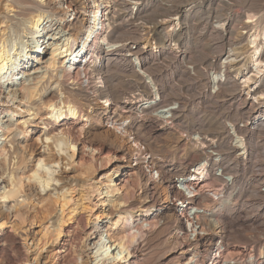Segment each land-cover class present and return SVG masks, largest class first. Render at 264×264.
Masks as SVG:
<instances>
[{
  "label": "bare ground",
  "instance_id": "1",
  "mask_svg": "<svg viewBox=\"0 0 264 264\" xmlns=\"http://www.w3.org/2000/svg\"><path fill=\"white\" fill-rule=\"evenodd\" d=\"M139 1L0 0V112L5 113L0 117V159L7 164L4 167L7 171L3 170L5 173L0 175V264L8 259V250L19 264L237 263L235 255L223 252L226 231L224 224L209 217L204 210L207 205L203 203L217 196L216 190L222 192L229 184L234 187V178L227 183L213 173L205 175L210 177V182L203 183V177L198 176L188 185L184 181L190 167L197 165L201 169L211 161L216 166L213 170L229 177L239 176L241 171L243 174L252 172V168L257 167L258 159L250 166L241 164V161L232 164L227 158L223 162L222 156L223 149H228L229 142L236 138L240 139L243 152L246 150L245 136L249 128H240L238 122L245 118L248 111H227L221 114L218 121L212 112L203 115L205 109L215 107L214 102L209 101L212 105H203V116L188 122L187 116L182 118L184 121L177 120L178 112H183L189 104L200 106L203 101H194L187 95H182L181 99V94L173 99L160 98L157 103L161 106L155 112L161 110L162 115H155L154 118L160 124L158 129L165 127L164 139L172 140L165 144L167 153L172 155L166 162L161 159L163 157L156 156L159 148L156 151V147H153V151L149 146L152 141L146 140L150 130L144 125L148 114L132 105L141 90V78H137L139 83L131 84L130 88L126 84L120 90L119 84L112 82V73L109 72L111 61H107L103 72L108 77L103 78L102 72L85 63L86 53L80 48L75 52L74 61L66 68L64 64L71 57L67 53L66 38L51 46L50 56L44 61L45 65L30 73L19 71L23 65V42L26 40L25 43H33L39 36L38 26L43 14L41 7L61 15L64 14V9L70 10L73 12L69 16L73 28L87 31L88 36L97 35L98 27L101 30L105 27L111 29L110 26L115 22L125 20L129 26L127 34H136L128 37L126 43L136 42L139 40L137 38H144L146 35L154 36L160 24L172 21L177 24L180 21L179 2L175 0H166L156 8L148 21L140 17L134 18L133 11ZM223 9H226L225 6L209 11L202 30L208 22L215 29L217 26L223 27L224 24L219 23L222 18H227V11ZM260 10L257 9L256 14L259 12L264 15V11L262 13ZM33 12L37 14L34 15ZM20 15L28 17H19ZM63 18L60 16L55 20L61 23L65 21ZM91 20L94 21V31L89 28ZM251 21L244 22L242 28L248 29ZM170 31L171 29L168 30ZM13 32H20L22 38H18V34L14 37L17 39L9 40ZM212 35L213 33L210 34L212 45L221 48L219 54L223 52L226 44L229 47L233 45L225 42L217 30L215 36ZM23 38L26 39L23 41ZM163 39L172 40L177 45L181 35L172 32L165 34ZM97 43L94 40L87 48ZM122 45L125 47L126 44ZM206 48L211 46L207 44L205 48L202 47L200 56H190V68L194 71L196 66L204 71L199 75L205 78L202 84H198L201 88L209 84L211 71L208 69L212 68L215 58L204 53ZM239 48L241 46L230 49L232 52L226 51L224 60H229L228 65L236 63L239 59L235 60L245 54L236 51ZM128 63L129 60H126L127 65ZM160 63L161 61H155L154 64L158 66ZM230 70L225 71L224 81L230 79ZM219 72L220 69L212 71V74H220ZM216 77L217 75L214 79ZM224 81L215 83L218 90H223ZM247 83L248 80L243 88H247ZM248 95L246 93V97ZM74 98L78 102L73 101ZM101 104L109 105L105 109L108 124L105 130L101 129L100 123L95 128V122L92 121L101 116L94 114V110H98ZM174 108L178 112H174ZM79 123H82L79 128L82 139L79 135L78 138L74 137L75 134L72 133ZM227 125L231 126L234 135L228 136L226 132L227 135L221 137L216 131H224ZM216 126L218 129H214ZM94 129L103 134L105 141L116 145L121 152V160L133 161V167L125 170L122 177L108 179L101 175L94 179L93 161H96L99 152L91 148ZM261 132L264 134V126ZM185 133L187 136L184 137ZM192 134L198 136L196 142L191 139ZM142 146L145 147L143 150L140 149ZM81 151H87L90 160L84 166L81 162L75 164L77 168L74 169L72 155L69 153L75 155ZM212 153H215L214 157ZM116 157L118 156L114 158ZM165 165H168V169L164 171ZM144 168L155 172L157 178L151 172L146 174ZM183 185L193 196L190 202L197 206L192 214L183 210L187 201L179 190V186ZM93 194L99 196L94 203ZM51 198L56 199L53 202L59 208L60 219L58 225L52 228L53 238H46L51 229L43 224L36 231L31 213L36 208H44ZM263 198L264 195L244 197L237 192V195L229 194L227 202L230 207H249L254 201L258 202ZM176 201L182 202V206L172 207L171 214L154 218L151 211L155 205L161 202L173 204ZM95 208H99L100 212L91 221L88 216L96 211ZM65 211L67 212L62 215ZM64 222L67 223L63 225ZM218 235L221 240H214Z\"/></svg>",
  "mask_w": 264,
  "mask_h": 264
},
{
  "label": "rangeland",
  "instance_id": "2",
  "mask_svg": "<svg viewBox=\"0 0 264 264\" xmlns=\"http://www.w3.org/2000/svg\"><path fill=\"white\" fill-rule=\"evenodd\" d=\"M175 1L179 2L178 19L180 21L177 22L178 25L180 24L179 26L174 21L160 24L154 36L147 37L146 35L144 38L139 37L137 38L139 39L138 41L130 43H126L127 38L136 34H127L129 26L125 20L115 22L110 26L111 29L105 27L101 30L100 27H98L97 35L90 34L88 36L87 31L82 32L73 28L69 19V16L72 15L73 12L70 10L64 9V14L61 15L41 7L43 14L38 26L37 34L39 36L35 38L36 40H34L33 43H25L26 38H23V41L25 40L23 42L24 52L22 53L23 65L20 66L19 71L30 73L45 65L44 61L50 56L51 46L57 42L61 43L62 40H65L66 38V49L68 55H70L73 50L76 48L79 49V47H82L83 45L86 53L84 55V61L85 63H88L91 68L103 73L106 68L107 61L110 60L111 63L109 65V72L113 74H111L113 79L112 82L119 84L118 89H123L126 84H128V87L130 88L131 84L133 85L137 82L139 83V81H137L138 77L141 78V90L139 95L135 96L136 99H134V103H132V105L140 110L142 109V111H145V113L148 114L145 121L146 123L144 124L145 128L150 129L149 132H147L149 133V138L146 140L149 142L152 141V143L149 144V146L152 147V150L156 147L157 151L159 148L158 151H160L156 152V156L163 157L161 159H164L166 162L172 158V155L166 151V145L172 142V140L169 138L164 139L165 132L163 129L165 127L158 129L160 124L154 118L155 115H162L161 110L155 112L159 109V106H161V104L157 103L160 98L173 99L178 98V95L181 94V96H179L181 99L183 96L186 97L187 95L189 97L191 96L194 101H203L204 103L202 102L200 106L197 104H189L183 112H178L176 108L173 109L174 112H178L179 114V119L176 117L177 120H183L182 118L187 116L186 120H188V122L194 121L195 118L202 114V110L205 109L203 108V105L210 106L212 105V102H214L215 107L210 108V110L205 109L203 115L212 112L211 114L214 115L218 121L221 114H224V112L231 111L233 113L236 110L241 112L248 111L245 118L238 122V126H240V128H249V131L245 136V143H247L246 150L244 149L243 152V146H241L239 142L240 139L236 138V140L234 139L229 142L228 149H223L222 156H224L223 162L230 159L229 161L232 164L241 161V164H249L250 166L258 159L259 164L257 167L252 168V172L248 171L243 174L241 171L239 172V176L229 177L227 175H222L217 170H213L216 166L213 161H211L209 165H206L201 169H198V166L196 165L190 168L186 174L184 183L186 185L195 181V174L199 170L200 172L202 171V173L199 172L197 175L200 177L216 173L217 177L223 179L227 183H230L232 181L231 179L234 178V187L229 184L222 192L216 190L215 195L217 196L203 202L208 206H205L204 210L207 212L209 217L217 219L224 224L226 231L224 233L225 238L223 252H229V254L231 253L235 255V257H237L236 264H264V198L258 202L254 201V203L249 207H241L240 205H232V207H230V204L227 202L228 195L231 193H236L237 195V192H239L243 194L244 197L264 195V137L262 136L264 134L261 132L262 126H264V15L259 12L256 14L257 9H261L260 12L263 13L264 0ZM165 2L166 0H140L133 11L134 17H140L143 20L148 21L156 8L163 5ZM219 6L223 8L225 6L226 9L223 10L227 11V15H225L227 18H222L219 21L220 24H224L223 27L220 28L217 26V29H215L213 28L211 22H208L205 25L204 30H202L204 19H206V16L208 19L209 11L218 8ZM32 14L35 15L37 12H33ZM254 14H256L255 17H252ZM26 16L28 17V15ZM26 16L20 15L19 17L26 18ZM60 16H63V20L65 21L60 23L55 20V18ZM247 20H252L250 24L251 26L249 27L250 29L242 28L244 27V22H247ZM93 24L94 21L91 20L89 27ZM170 29L171 31L168 32ZM216 30L219 31V34L223 37L225 42H230L231 45L233 44L231 47L226 44L223 47V52L220 54L218 52L221 48L218 46L216 48V45H212L213 39L210 37V34L212 33V36H215ZM172 32L180 33L181 35V40L177 43V45H174L172 40L163 39L165 34ZM13 33L10 35L9 40L13 41L14 39H17L14 37H17L18 34V38H22L20 32ZM104 36H106V38ZM94 40L98 42L97 45H92L91 48H87ZM122 44H126L124 48L122 47L124 46ZM207 44H209L211 48H206L207 50L205 52L203 50V52L207 55L215 56V58L212 62V68L208 69L209 72L211 71V73H209V84L207 87L201 88L198 84H202L205 78L200 77L199 75H202L204 71L198 67L196 68V66L194 71L190 68V56L193 58V56L197 57L200 56V54L202 55L200 49H202V47L205 48V45ZM238 46H241L242 49L239 48V50L236 51H240L246 55L243 54V56H239V58L235 60L237 61L239 59L236 63L228 65L227 62L229 60H224L226 58V51ZM230 51L232 52V50ZM11 53L13 54L14 50H12ZM233 57L234 56H231V58ZM126 60H129V65L126 64ZM72 61L73 60L68 59L64 66L68 68ZM155 61H161V63L158 66H155ZM259 61L260 63H258ZM196 63H198V61ZM81 65H83V62ZM219 69L221 70V72H219L220 74H212V71H218ZM229 70L230 72L228 74L230 79L227 78L229 80L224 81V74ZM149 74H151V78H149ZM216 75L217 77L214 79ZM106 77L108 76L105 73L103 78ZM247 80L251 85L247 83V88H243ZM223 81V90H218L215 83ZM4 88L6 90L7 86L5 85ZM246 93L249 94L247 97ZM193 94L195 97H193ZM244 99L245 102H243ZM75 100L77 101L76 98H74L73 101ZM107 108H109V105L101 104L98 110H94V114L97 113L101 115L98 119H95V117L92 120L95 122V128L99 127L98 124L100 123L101 129H107L108 124L106 122L105 113V109ZM3 115H5V113H2L1 111L0 117H3ZM203 115H201V117ZM81 125L82 123L77 124L72 130L73 135L75 134L74 137L78 138L77 135L81 137L82 133L79 129ZM214 129H218L217 126ZM94 130L96 136L94 135L91 148L99 151L96 161H93L95 162V165L93 164L94 179H98L101 175H105L108 179H118L122 177L125 170L133 167L131 166L133 161L127 162L125 160H121V152L118 148H116V145L105 141L103 134L98 133L97 129ZM77 131H80V133ZM216 132L219 133L221 137L226 136V132L228 133V136L234 135L233 130L229 125H227L224 131L217 130ZM30 133L31 132H29V134ZM161 135H163V137ZM185 136H187L186 133L184 134V137ZM190 137L193 142L198 140V136L195 134L190 135ZM144 148L145 147L142 146L140 149L143 150ZM239 153H241V155H238ZM70 154L72 155L71 161L72 164H74V166L72 165V168L74 169L77 168V166L75 167V164L81 162L82 165H86V161L90 160V155L87 151L77 152L75 155L69 153V155ZM115 156L118 157L114 158ZM214 156L215 155H213V157ZM236 156L238 158L235 159ZM231 159L235 161L232 162ZM160 163L162 164L161 161ZM6 166L7 164L5 161L3 162L1 158L0 175H3V173L7 171L6 168V171L4 169ZM167 169L168 165H165L163 170L165 171ZM3 170L5 172H3ZM143 171L146 172V174H150L151 172L148 168H144ZM151 174L154 178H157V174L155 172H151ZM107 178L103 180L105 181ZM210 181V177H203V183ZM77 184H79V181H77ZM185 185L179 186V190L183 193L187 200L185 209L183 210L187 211V214H192L196 211L197 206L195 203L190 202L193 196L188 193ZM94 196L95 195L93 194L92 203L96 202V199L99 197ZM49 201V205L47 203L43 206L44 208H36V211H33V214L31 213L33 216H30L35 220L34 223L36 231L39 230V226L43 224L48 225L52 233L49 231L50 233L48 232L46 238H53L54 235H51L54 234L52 228L53 226L55 228L56 224L59 222L58 219H60V213L58 206L55 204L56 199L54 200L51 198ZM181 206L182 202L180 201L173 202V204L171 202H161L158 205H155L151 212L154 213V218L158 219L164 215L171 214L173 208ZM91 207L93 206L91 205ZM66 212L67 211H65L62 215ZM98 212H100L99 208L96 209V211H93L91 216H88L91 221ZM102 220L106 222L105 219ZM63 221H65V218ZM66 223L67 222H64L62 224L64 225ZM214 240H221V238L218 235L214 238ZM11 253L12 252L8 250L7 256L9 257L4 264H19ZM146 264L149 263L147 262Z\"/></svg>",
  "mask_w": 264,
  "mask_h": 264
},
{
  "label": "built area",
  "instance_id": "3",
  "mask_svg": "<svg viewBox=\"0 0 264 264\" xmlns=\"http://www.w3.org/2000/svg\"><path fill=\"white\" fill-rule=\"evenodd\" d=\"M134 18H136V17H134ZM94 25V24H93ZM93 25L92 26H90L89 28H91L92 27V29H93ZM91 29V30H92ZM93 31H94V29H93ZM122 46V45H121ZM82 47H84L83 45H82ZM81 46L79 47L80 49H82L83 50V52H85L84 50H85V47L84 48H82ZM123 47V46H122ZM124 48V47H123ZM75 49V48H74ZM79 49H75V50H73V52L70 54L71 55V57L69 58L70 60H73V57H74V55H75V52H77ZM88 56V55H87ZM74 61V60H73ZM196 141V140H195ZM215 153H213V155H214ZM197 166V165H196ZM190 168H192V167H190ZM189 168V169H190ZM198 169H199V166H198ZM205 169V168H204ZM204 169H202V170H204ZM200 172V170L198 171V173ZM198 173H197V175H198ZM200 173H202V171L200 172ZM196 174H195V176H197ZM205 176V175H204ZM204 176H201V177H204ZM198 177H200V176H198ZM196 177H194V179H195ZM191 183V182H190ZM188 185V184H187Z\"/></svg>",
  "mask_w": 264,
  "mask_h": 264
}]
</instances>
